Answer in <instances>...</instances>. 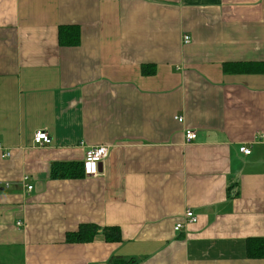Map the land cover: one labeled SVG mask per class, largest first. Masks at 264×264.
<instances>
[{
    "label": "crops",
    "instance_id": "1",
    "mask_svg": "<svg viewBox=\"0 0 264 264\" xmlns=\"http://www.w3.org/2000/svg\"><path fill=\"white\" fill-rule=\"evenodd\" d=\"M262 135L264 0H0V264H264ZM96 146L98 176L50 179Z\"/></svg>",
    "mask_w": 264,
    "mask_h": 264
},
{
    "label": "trees",
    "instance_id": "2",
    "mask_svg": "<svg viewBox=\"0 0 264 264\" xmlns=\"http://www.w3.org/2000/svg\"><path fill=\"white\" fill-rule=\"evenodd\" d=\"M80 32L74 26H61L58 29V45L60 47H75L79 44ZM252 68L256 71L254 65L237 66L243 72H248ZM50 179H79L84 177L83 164L76 162L69 163H53L50 166ZM231 198V196L229 195ZM102 234L108 242L120 241V232L117 228L101 229L92 224L80 225L78 230L73 233L66 234L65 241L67 243H87L92 241L95 235ZM248 257L251 259L264 258V237L248 239L247 243ZM109 264H135L133 260H112Z\"/></svg>",
    "mask_w": 264,
    "mask_h": 264
},
{
    "label": "built area",
    "instance_id": "3",
    "mask_svg": "<svg viewBox=\"0 0 264 264\" xmlns=\"http://www.w3.org/2000/svg\"><path fill=\"white\" fill-rule=\"evenodd\" d=\"M183 41L184 43H188L190 41L189 36H184ZM176 121L178 123H182L183 120L182 118L178 117L176 118ZM261 137L264 138V135H262ZM195 138H196V134L194 131L191 130L184 131V139L187 143L194 141ZM33 142L34 145L42 147L49 144L50 139L46 132L38 131L35 133L33 137ZM239 152L245 156L250 155V150L245 146L240 147ZM108 155H109V148L107 146H96V147L88 148L85 152L84 161L82 163L84 177L98 176L100 165L108 157ZM6 156H8V154ZM31 189L32 187H27V190H31ZM184 216L188 223H195L197 221V218L190 211L186 212ZM18 225L20 226V224ZM181 228H182L181 224H176L173 230L175 232H178Z\"/></svg>",
    "mask_w": 264,
    "mask_h": 264
}]
</instances>
